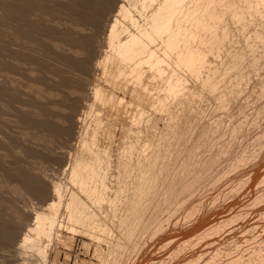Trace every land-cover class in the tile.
Wrapping results in <instances>:
<instances>
[{
	"label": "rangeland",
	"instance_id": "374dc122",
	"mask_svg": "<svg viewBox=\"0 0 264 264\" xmlns=\"http://www.w3.org/2000/svg\"><path fill=\"white\" fill-rule=\"evenodd\" d=\"M140 1L0 0V264H40L38 260L41 259V264H210L209 261L211 264H226L227 260L229 264L234 256L235 260L242 257L244 263L251 252L249 260L253 259V250L257 246L264 245V230L258 229V225L259 228L264 227V0L260 3L252 0H228L230 3L227 0H207L211 2L209 5L206 0H194L193 5L197 3L198 7L200 1L205 2L201 4V9L196 8L197 11L203 10L201 14L194 10L196 5L193 7L190 0H183L189 1L183 12L191 6L194 9L188 10L195 11L188 12L191 17L186 14L184 19L183 33L188 35L187 42L184 47L181 43H171L172 46L164 52L159 46L160 40H156L158 46L155 41L156 44L153 43L150 29H153L154 23L155 26L162 23L163 15L169 12V8L161 2L167 5L169 0H159L160 3L150 0L153 3L150 7L149 0ZM156 1L159 5H154ZM217 1L221 3L217 5ZM119 2L130 13L132 9L134 12L133 16H129L130 20L123 18V21L119 15L116 17L120 20L118 30H122L115 35L116 40L113 41L117 42L114 46L123 36L132 38V41L144 38L149 44L141 43L144 52L139 51L143 54L152 52L151 60H156L153 61L156 68L147 62H137L140 67H145L140 70L139 66L136 65L137 68L132 64L137 61L135 57L125 59L127 62L120 59L119 49L124 47L123 44L117 46V54L115 47V52L107 47V29L115 18ZM139 2L140 5L137 4ZM146 3L148 6H145ZM161 9L163 15H157ZM179 15L182 14H176ZM219 16L222 18L219 19ZM147 17L150 19L147 20ZM197 17L201 18L196 22H201L199 28L203 31L196 27ZM226 17L233 19L229 22L233 26L224 22L228 20ZM142 19L146 20L141 22ZM149 20L153 21L150 23ZM146 22L152 26L149 27ZM193 22L194 25H191ZM169 23L173 24L172 18ZM255 25L263 26H258L259 30ZM211 28L213 35L207 31ZM227 28L230 29L226 31ZM133 29H136L137 36ZM192 32L194 37L191 38ZM153 44L162 48H158L161 52L155 48L159 54L153 50ZM187 48L193 56L196 54L194 59L198 57L194 62L196 69L193 66L189 74L176 58L178 50L183 52ZM117 58L123 65L134 59L130 62L133 68L124 66L134 71L130 73L131 70L127 71L117 64ZM172 58L176 61L171 62ZM212 59L213 62L210 61ZM214 59L219 61L215 64ZM157 65L173 68L172 71L162 68L163 71ZM147 67L151 75L145 71ZM210 68L211 71L208 70ZM121 69H125L123 73ZM152 70L154 75V70H157L156 73H162L165 78L157 77V74L153 77ZM168 72L173 75L169 76ZM176 73L180 79L175 76ZM140 74L144 75L143 78ZM136 76L140 78L138 82ZM171 78L176 81H173L176 89H173L175 86H172ZM164 84L172 87L165 88ZM169 88L172 89L170 93ZM223 88L227 90L222 91ZM138 93L142 97L148 95L152 101L148 100V96L147 99L139 98ZM159 93L163 95L161 102L155 99L157 103L151 97L159 99ZM82 144L98 150L102 157L97 178L105 183V187L99 189L103 184H96L99 187L95 190L99 191L94 193L100 195V200L94 199L96 203L91 200L98 195H85L86 188L81 187L84 184L83 173L79 172L87 164L86 158L91 162L86 153L89 148ZM127 145L130 147L127 148ZM143 145L147 148L145 153H142V148L145 149ZM130 148L132 152L126 153V149ZM83 154H87L85 158ZM81 158L85 162L80 161ZM78 162L82 163L81 167ZM71 171L75 178L78 176L75 182H72L74 175ZM53 185H58L60 189L58 193V190L54 191L56 195L52 201H55L50 206L52 209L47 210L51 213H47L43 208L46 201L53 197ZM69 192L76 194L78 201L85 202L86 212L94 213L96 218L91 220L92 224L89 222L91 225L79 223L71 226L76 221L70 220L65 213ZM44 211L47 219L50 214L56 218L50 217L49 238L41 237L38 242L37 249L43 253L39 252L37 258L33 253L37 254L40 250H35V245L32 247L33 244L29 243L31 241H27L29 246L22 238L26 233L34 236V232L27 229L33 226L34 215L39 212L40 216H45ZM64 214L67 215V222L68 218L69 224L72 222V230L67 226ZM55 219L60 222L56 223ZM45 220H39L41 226ZM56 225L59 227L55 228ZM249 232L253 234L250 236ZM259 238L263 241L260 242ZM244 239L250 241V244L246 241L249 249L242 241ZM235 246L239 250L235 248L234 251ZM229 249L235 252L231 257ZM240 253L247 254V259ZM215 254L217 260L214 257L212 262L211 257ZM235 260L232 264L242 263Z\"/></svg>",
	"mask_w": 264,
	"mask_h": 264
},
{
	"label": "bare ground",
	"instance_id": "6f19581e",
	"mask_svg": "<svg viewBox=\"0 0 264 264\" xmlns=\"http://www.w3.org/2000/svg\"><path fill=\"white\" fill-rule=\"evenodd\" d=\"M128 1H129V0H128ZM132 1L137 2V1H140V0H132ZM142 1H143V0H142ZM142 1H140V2H142ZM149 1H150V0H149ZM151 1H153V0H151ZM151 1H150L149 6L147 5L148 3H146L145 6L150 7V5L153 4ZM157 1L159 2V0H157ZM157 1L154 3V5H156ZM161 1H162V0H161ZM161 1H160V2H161ZM182 1H183V0H171V2H170V0H169V1H168L169 6H167L168 4L166 5L164 2H161V3H163V4L166 6L165 8H167V7L169 8V12L166 11V13H164V15H163V13H162L163 11H162V9H161V11L158 12L157 15H159V13H162V15H163V21H162V23H160L159 25L156 24V26H155V23H154V25H153V26H154L153 29H150V28H149L150 31L152 30V32H150V31H149V32H150V34H151L150 36H151V38H152L153 43L156 44V43H157L156 40H157V41L160 40V41H159V46H160V47H163V52L167 50L166 48H168V46H170L171 43H175V44H179V43H181V46H182V44H183L182 47H184V45H185L186 42H187V38H188V37H187L188 35L186 36V35L183 33V30H184V28H185V22H184V19L186 20V17H185V16H187V15L189 14L188 12L191 13V12H195V11H197V9L200 8V7L202 6V5H201L202 3L207 2V0H206L205 2L200 1V2H201V3H199V6H200V7H198V5H196L197 3L195 4V5L197 6V7H196L195 5H193L194 3H192L194 0H190V2H191V4L193 5V7L195 6V7H194L195 9L192 8V6L189 7V8H192V9H194L195 11H190V10H192V9L188 10V9H189V8H188V9H186L187 11L185 10L186 12H185V11L183 12L182 10H184V7H186V8L188 7V4H187V6H186L185 4H186L187 2H189V1H183L184 4L182 3L183 5H181V2H182ZM195 1L197 2L198 0H195ZM210 1H214V0H210ZM210 1L207 2L208 5L211 3ZM215 1H216V0H215ZM225 1H226V0H225ZM227 1H228V0H227ZM236 1H237V0H236ZM253 1H254L255 3H260L261 0H252V2H253ZM121 2H122V1H121ZM134 2H133V4H134ZM140 2L137 3V4L140 5ZM144 2H145V0H144ZM146 2H147V1H146ZM160 2H159V3H160ZM169 2H170V3H169ZM241 2H242V1H241ZM92 3H93V2H92ZM119 3H120V2H119ZM131 3H132V2H131ZM214 3H215V2H214ZM218 3H219V2L217 1V5H218ZM220 3H221V2H220ZM220 3H219V4H220ZM228 3H230V2L228 1ZM231 3H232V2H231ZM233 3H234V2H233ZM243 3H244V1H243ZM250 3H251V2H250ZM128 4H130V3H128ZM133 4H132V5H133ZM157 4H158V3H157ZM163 4H162V5H163ZM225 4H226V3H225ZM241 4H242V3H241ZM241 4H240V5H241ZM139 5H138V6H139ZM158 5H159V4H158ZM164 5H163V6H164ZM208 5H207V7H208ZM227 5H228V4H227ZM230 5H231V4H230ZM245 5H246V4H245ZM245 5H244V8H246ZM261 5H262V4H261ZM129 6H130V5H129ZM129 6H127V7H129ZM138 6H137V7H138ZM160 6H161V4H160ZM160 6H159V7H160ZM181 6H183V9H182ZM189 6H190V4H189ZM203 6H204V5H203ZM219 6H220V5H219ZM237 6H238V5H237ZM237 6H235V7L237 8ZM241 6H242V5H241ZM253 6H254V5H253ZM139 7H140V9H141V7H142V3H141V6H139ZM139 7H138V8H139ZM143 7H144V6H143ZM148 7H146V10L148 9ZM156 7H157V6H156ZM204 7H205V6H204ZM222 7H223V5H222ZM239 7H240V6H239ZM256 7H257V5H256ZM165 8H164V9H165ZM196 8H197V9H196ZM224 8H225V6H224ZM236 8H235V9H236ZM241 8H243V7H241ZM258 8H259V6H258ZM142 9H145V8H142ZM153 9H154V7L152 8V10H153ZM200 9H201V8H200ZM203 9H204V8H203ZM220 9H222V8H220ZM247 9H248V8H247ZM263 9H264V8H263ZM263 9H261V10H263ZM132 10H133V11H132ZM132 10H131V11L134 12V9H132ZM149 10H150V9H149ZM149 10H148L147 12H152V11H149ZM155 10H157V9H155ZM165 10H166V9H165ZM204 10H205V9H204ZM212 10H213V9H212ZM224 10H225V9H224ZM232 10H233V9H232ZM242 10H243V9H242ZM259 10H260V9H259ZM135 11H136V10H135ZM140 11H142V10H140ZM199 11H200V10H198L197 13H198ZM202 11H203V10H202ZM202 11H200V13H198V14H201ZM206 11H207V9H206ZM221 11H223V10H221ZM230 11H231V10H230ZM238 11H239V10H238ZM244 11H245V10H244ZM132 12L130 13L129 10L125 8V5H124V4H121V3H120V4L117 6V9L115 10V15H114L115 18L112 19L113 22H112V20H111L112 23L109 25V28L107 29V40H108V45H107V47H108V48H110V47L112 48L111 52L114 51L113 48L115 47V48H116L115 51H116V54H117V52H118L117 46H118L119 44L122 46V44H123L124 47H123L122 49H119V54H120V56H119V54H118V55H115V56H119L120 59H124V60L127 59V58H130V57H135V59H137V61H135V62H133V63H132V61H133L134 59H133V60L130 59V60H132V61H129V63H127V64H126L127 66H126V65H123L124 63H123V64H122V63H119V60H120V59L118 60V58H119V57H118V58H117V61H118L117 64H120L121 67H124V66H126V67H128V66L131 67L132 64H133V66H136V65L139 66V64H136L137 62H140V64H141V62H143V63H144V62H147L148 64L150 63L151 67H153V66L155 67L156 63L153 62V61H156V60H155V59H154L153 61L151 60V59H152L151 57L153 56V53H152V52H149V51H148V52L146 51V53L143 54L141 51H139V49L142 50V48L140 47V45H142L141 43L144 44L145 42H147L146 40H144V38H143V39L139 38V39H141V40H139V41L136 40V39H135V40L133 39V41H132V40H131L132 38H130V39H126V37H128V36L125 35L126 37L123 36V39H121V40L117 43V46H114V44H116V42H117V41H115V43H114V41H113V40L115 39V35L117 36V33L119 34V33L121 32L120 30H122V29L118 30V28H119V26H118V23H119V22H118V21H120V20H118V18H116V17H119V16H120V17H122V19H123V18H128V19H129V16L132 14ZM136 12H137V11H136ZM143 12H145V11H143ZM155 12H157V11H155ZM210 12H211V11H209V12H207V13L209 14ZM223 12H224V11H223ZM226 12H227V11H226ZM248 12H250V11H248ZM261 12H262V11H261ZM261 12H260V13H261ZM263 12H264V11H263ZM215 13H217V12H215ZM229 13H230V12H229ZM236 13H237V12H236ZM251 13H252V12H251ZM251 13H250V15H251ZM258 13H259V12H258ZM148 14H149V13H148ZM151 14H152V13H151ZM165 14H167V15H165ZM176 14H177V15H178V14H182V15H181V16H180V15H179V16H176ZM186 14H187V15H186ZM192 14H193V13H192ZM192 14H191V15H192ZM226 14H227V13H226ZM230 14H232V13H230ZM230 14H229V15H230ZM245 14H246V13H245ZM253 14H254V12H253ZM253 14H252V15H253ZM118 15H119V16H118ZM140 15H141V14H140ZM155 15H156V13H155ZM157 15H156V16H157ZM217 15H218V14H217ZM240 15H241V14H240ZM246 15H247V14H246ZM131 16H133V15H131ZM142 16H144V15L142 14ZM146 16H148V15L146 14ZM152 16H153V14H152ZM164 16H165V17H164ZM175 16H176V17H175ZM195 16H197V15H195ZM198 16L200 17V15H198ZM210 16H211V15H210ZM210 16H209V17H210ZM213 16H214V15H213ZM213 16H212V17H213ZM231 16H232V15H231ZM233 16H234V15H233ZM235 16H236V15H235ZM253 16H254V15H253ZM256 16H258V15H256ZM153 17H154V16H153ZM160 17L162 18V16H160ZM173 17H174V18H173ZM189 17H191L190 14H189ZM189 17H187V18H189ZM199 17H197V19H195V22H196V20L199 21V20L201 19V18L199 19ZM224 17H225V16H224ZM240 17H242V16H240ZM141 18H142V17L140 16V19H141ZM148 18L150 19V17H147V20H148ZM151 18H152V17H151ZM154 18H157V17H154ZM171 18L173 19V24H172V25L169 23V21H171ZM195 18H196V17H195ZM205 18H206V17H205ZM215 18H216V17H215ZM221 18H222V17H221ZM221 18H220V16H219V19H221ZM247 18H248V17H246V19H247ZM249 18H250V17H249ZM254 18H255V16H254ZM120 19H121V18H120ZM131 19H133V18H131ZM158 19H159V18H158ZM216 19H217V18H216ZM226 19H228V20H227V21H224V20H225V18H224L223 21L226 22V23L228 22V24H229V22H231V20H233V19H231V17H230V18L226 17ZM229 19H230V21H229ZM124 20H125V19H123V21H124ZM129 20H130V19H129ZM145 20H146V19H145ZM145 20L142 19L141 22H142V21H145ZM187 20H189V19H187ZM191 20L193 21L194 18L192 17ZM208 20H209V19H208ZM237 20H238V17H237ZM242 20H243V18H242ZM257 20H258V18H257ZM263 20H264V19H263ZM151 21H153V20H149L150 23H151ZM203 21H205V20H203ZM218 21H219V20H218ZM252 21H253V20H252ZM258 21H259V20H258ZM261 21H262V20H261ZM138 22H140V21H138ZM141 22H140V23H141ZM186 22H188V21H186ZM190 22H191V21H190ZM234 22H235V20L233 21V23H234ZM240 22H241V21H240ZM242 22H243V21H242ZM242 22H241V23H242ZM248 22H249V21H248ZM127 23H128V22H127ZM143 23H144V22H143ZM146 23H147V22H146ZM156 23H157V22H156ZM196 23H197V22H196ZM203 23H204V22H203ZM210 23H212V22H210ZM226 23H225V24H226ZM235 23H236V22H235ZM235 23H234V24H235ZM250 23H251V21H250ZM255 23H256V22H255ZM128 24H129V23H128ZM137 24H138V23H137ZM137 24H135V25H137ZM141 24H142V23H141ZM189 24H190V23H189ZM215 24H216V22H215ZM253 24H254V23H253ZM260 24H261V22H260ZM262 24H264V23H262ZM119 25H120V23H119ZM123 25H124V24H123ZM126 25H127V24H126ZM129 25H130V24H129ZM142 25H143V24H142ZM147 25H148L149 27L152 26L151 24L149 25L148 23H147ZM191 25H194V22H193V24H191ZM222 25H223V23H222ZM229 25H232V26H233V24H229ZM237 25H238V24H237ZM244 25H245V24L243 23V26H244ZM246 25H247V24H246ZM251 25H252V24H251ZM117 26H118V27H117ZM127 26H128V25H127ZM138 26H140V25L138 24ZM138 26H137V27H138ZM145 26H146V24H145ZM145 26H144V27H145ZM200 26H201V22L196 24V27H198V29L202 30L201 28H199ZM206 26H207V25H206ZM238 26H239V25H238ZM249 26H250V25H249ZM255 26H257V25H255ZM258 26H259V25H258ZM258 26H257V27H258ZM262 26H263V25H262ZM262 26H259V27L261 28ZM125 27H126V26H125ZM125 27H124V28H125ZM128 27H129V26H128ZM141 27H142V26H141ZM141 27H140V28H141ZM194 27H195V26H193V28H194ZM218 27H219V26H218ZM222 27H223V26H222ZM226 27H227V24L225 25V28H226ZM229 27H230V26H229ZM253 27H254V26H253ZM259 27H258V28H259ZM120 28H121V27H120ZM129 28H131V26H130ZM191 28H192V27H191ZM240 28H241V26H240ZM258 28H257V30H258ZM260 28H259V30H260ZM263 28H264V26H263ZM131 29H132V28H131ZM187 29H188V27L186 28V30H187ZM195 29H196V28H195ZM198 29H197V31H199ZM206 29H207V28H206ZM228 29H230V28H227L226 31H227ZM253 29H254V28H253ZM133 30H134V29H133ZM133 30H131V31H133ZM139 30H140V29H139ZM190 30H191V29H190ZM210 30L212 31V28L207 30V31L209 32V34L211 33ZM215 30H216V29H215ZM220 30H221V28H220ZM224 30H225V29H224ZM254 30H255V29H254ZM117 31H119V32H117ZM129 31H130V29H129ZM135 31H136V29L134 30V34L136 35L137 33H136ZM147 31H148V30H147ZM188 31H189V30H188ZM194 31H195V30H194ZM194 31H193V32H194ZM202 31H203V30H202ZM204 31H205V30H204ZM216 31H217V33H218V30H216ZM222 31H223V28H222ZM231 31H232V30H231ZM255 31H256V30H255ZM149 32H148V34H149ZM189 32H190V31H189ZM189 32H188V34H189ZM193 32H192V34H191V38L194 37V36H193V34H194ZM195 32H196V31H195ZM214 32H215V31H214ZM262 32H263V31H262ZM131 33H132V32H131ZM145 33H146V32H145ZM145 33H144V34H145ZM190 33H191V32H190ZM198 33L200 34L201 32H198ZM198 33H197V34H198ZM204 33H205V32H204ZM219 33H220V31H219ZM221 33H222V32H221ZM229 33H230V32H229ZM254 33H255V32H254ZM122 34H123V33H122ZM148 34H147V35H148ZM195 34H196V33H195ZM209 34H208V35H209ZM211 34H212V33H211ZM215 34H216V32H215ZM227 34H228V33H227ZM256 34H257V33H256ZM206 35H207V34H206ZM206 35H205V36H206ZM208 35H207V36H208ZM212 35H213V34H212ZM212 35H211V36H212ZM217 35H218V34H217ZM219 35H220V34H219ZM232 35H233V34H232ZM251 35H252V34H251ZM261 35H262L261 37H263V34H261ZM129 36H130V35H129ZM136 36H137V35H136ZM136 36H134V37H136ZM138 36H139V35H138ZM150 36H149V37H150ZM163 36H164V37H163ZM209 36H210V35H209ZM224 36H225V35H224ZM224 36H223V37H224ZM254 36H255V35H254ZM145 37H146V35H145ZM189 37H190V36H189ZM214 37H215V36H214ZM219 37H220V36H219ZM227 37H228V36H227ZM227 37H226V38H227ZM121 38H122V37H121ZM124 38H125V39H124ZM137 38H138V37H137ZM147 38H148V37H147ZM201 38H205V37H201ZM212 38H213V36H212ZM256 38H257V37H256ZM189 39H190V38H189ZM198 39H199V38H198ZM198 39H197V41H198ZM206 39H207V38H206ZM210 39H211V38H210ZM214 39H215V38H213V40H214ZM219 39H220V38H219ZM228 39H230V38H228ZM242 39H243V38H242ZM259 39H260V38H259ZM263 39H264V37H263ZM115 40H116V39H115ZM191 40H192V39H191ZM194 40H195V39H194ZM216 40H217V38H216ZM223 40H224V39H223ZM142 41H143V42H142ZM154 41H155L156 43H155ZM200 41H202V40H200ZM204 41H205V40H204ZM206 41H207V40H206ZM210 41H211V40H210ZM226 41H227V40H226ZM248 41H249V44H250V40H248ZM148 42H149V41H148ZM148 42H147V43H148ZM213 42H214V41H213ZM217 42H218V41H217ZM217 42H216V43H217ZM224 42H225V41H224ZM229 42H230V41H229ZM229 42H228V43H229ZM252 42H253V41H252ZM258 42H260V41H258ZM261 42H262V41H261ZM263 42H264V40H263ZM150 43H152V42H150ZM191 43H192V42H191ZM193 43H194V42H193ZM201 43H202V42H201ZM222 43H223V42H222ZM226 43H227V42H225V44H226ZM253 43H254V42H253ZM256 43H257V41H256ZM148 44H149V43H148ZM148 44H147V45H148ZM154 44H153V47H154ZM195 44H196V43H195ZM204 44H205V43L203 42V44H201V45L203 46ZM262 44H263V43H262ZM262 44H261V45H262ZM156 45L158 46V43H157ZM192 45H194V44H192ZM207 45H209V43H208ZM222 45H223V44H222ZM253 45H254V44H253ZM253 45H252V46H253ZM258 45H259V44H258ZM261 45H260V46H261ZM149 46L151 47L152 45H149ZM157 46H155V47L153 48V50H155L156 52H157V50H158V48H159V47L157 48ZM171 46H172V45H171ZM190 46H191V45H190ZM198 46H200V45H198ZM215 46H216V45H215ZM223 46H225V45H223ZM118 47H119V46H118ZM179 47H180V46H179ZM187 47H188V46H187ZM206 47H207V46H206ZM208 47H209V46H208ZM208 47H207V48H208ZM245 47H246V44H245ZM111 48H110V49H111ZM120 48H121V47H120ZM151 48H152V47H151ZM155 48H157V50H156ZM164 48H165V50H164ZM175 48H176V47H175ZM180 48H181V47H180ZM196 48H197V47H196ZM202 48H203V47H201V49H202ZM214 48H215V47H214ZM248 48H249V47H248ZM257 48H258V47H257ZM262 48H264V47H262ZM110 49H109V50H110ZM149 49H150V48H149ZM159 49L162 50V48H159ZM181 49H182V48H181ZM181 49L178 50V51H180V52H179V55H178L176 58H177V60H178L179 62H181V63L186 67V69H187V70H186L187 73H186V72H185V73H186V74H189V72L192 71V67L194 66L195 59H197L198 57L194 59V56H195L196 54L193 56V54L191 53L190 50H188V48H187V50H185V51H183V52H181ZM193 49H194V48H193ZM193 49H192V52H193ZM203 49H205V48H203ZM220 49H221V48H220ZM244 49H245V48H244ZM150 50H151V49H150ZM160 50H158V51H160ZM255 50H257V49H255ZM107 51H108V50H107ZM107 51H106V52H107ZM115 51H114V52H115ZM142 51L144 52V50H142ZM155 51H154V52H155ZM169 51H170V49H169ZM176 51H177V50H176ZM197 51H198V50H197ZM205 51H206V50H205ZM246 51H247V50H246ZM249 51H250V50H249ZM160 52H161V51H160ZM201 52H202V51H201ZM203 52H204V51H203ZM208 52H209V51H208ZM214 52H215V51H214ZM250 52H251V51H250ZM252 52H254V50H253ZM157 53H158V52H157ZM165 53H166V52H165ZM171 53H172V52H171ZM194 53H195V52H194ZM244 53H246V52H244ZM111 54H112V53H111ZM141 54H143V55H141ZM154 54H155V53H154ZM158 54H159V53H158ZM158 54H157V56H158ZM160 54H161V53H160ZM166 54L169 56L170 53L168 54V52H167ZM218 54H219V53H218ZM235 54H236V53H235ZM235 54H234V55H235ZM251 54H252V53H251ZM108 55H109V54H108ZM163 55H164V54H163ZM163 55H162V59H163ZM167 55H166V56H167ZM173 55H175V53H174ZM214 55H215V54H214ZM155 56H156V54H155ZM170 56H171V55H170ZM170 56H169V57H170ZM208 56H209V54H208ZM208 56H207V57H208ZM210 56H211V55H210ZM229 56H230V55H229ZM232 56H233V55H232ZM232 56H231V57H232ZM237 56H238V55H237ZM239 56H240V55H239ZM239 56H238V57H239ZM252 56H253V55H252ZM160 57H161V56H160ZM171 57H172V56H171ZM174 57H175V56H173V58H174ZM200 57H201V56H200ZM200 57H199V59H200ZM203 57H204V55H203ZM203 57H202V58H203ZM233 57H234V56H233ZM105 58H106V57H105ZM107 58H108V57H107ZM109 58H110V57H109ZM173 58H172V59H173ZM176 58H175V59H176ZM212 58H213V57H212ZM229 58H230V57H229ZM236 58H237V57H236ZM239 58H240V57H239ZM215 59H216V57H215ZM215 59H214V60H215ZM231 59H232V58H231ZM231 59H230V60H231ZM106 60H107V59H106ZM127 60H128V59H127ZM127 60H125V61L127 62ZM200 60H201V59H200ZM200 60H199V61H200ZM233 60H234V59H233ZM253 60H254V59H253ZM253 60H252V62H253ZM120 61H121V60H120ZM166 61H168V60L166 59ZM173 61L175 62L176 60H174V59L171 60V62H173ZM210 61L213 62V59L210 60ZM217 61H219V60L217 59ZM217 61L215 60V64H216ZM105 62H106V61H105ZM114 62H115V61H114ZM123 62H124V61H123ZM130 62H131L132 64H130ZM160 62H161V60H160ZM168 62H169V61H168ZM168 62H167V63H168ZM171 62H170V63H171ZM206 62L208 63L209 61H206ZM206 62H205V63H206ZM229 62H230V61H229ZM143 63H142V64H143ZM176 63H177V65H181V64H178V62H176ZM197 63H198V62H197ZM209 63L211 64V62H209ZM237 63H239V61H238ZM115 64H116V63H115ZM121 64H122L123 66H122ZM128 64H129V65H128ZM145 64H146V63H145ZM168 64H169V63H168ZM202 64H203V63H202ZM217 64L219 65V63H217ZM221 64H223V63H221ZM227 64H228V63H227ZM150 65H149V67H150ZM169 65H171V64H169ZM173 65H174V63H173L171 66H173ZM200 65H201V64H200ZM205 65H206V64H205ZM218 65H217V66H218ZM133 66H132L131 68H133ZM137 66H136V67H137ZM142 66L144 67V65H142ZM145 66H146V65H145ZM157 66L159 67V69H160V68H161V69L164 68V67H162L161 65H160V66L157 65ZM163 66H164V65H163ZM167 66H168V65H167ZM167 66L165 65V68H166V69H167ZM171 66H170V67H171ZM175 66H176V65H175ZM207 66H209V65H207ZM222 66H223V65H222ZM225 66H226V63H225ZM233 66H234V65H233ZM126 67H124V68L127 70ZM129 67H128V68H129ZM139 67H140V66H139ZM143 67H140V70H142L141 68H143ZM149 67H147V68L145 69V71L148 73V75H151V72L148 71V70H149V69H148ZM158 67H157V68H158ZM168 67H169V66H168ZM179 67H180V66H179ZM194 67H195V66H194ZM218 67H221V66H218ZM118 68H119V65H118ZM131 68L128 69L127 71H130ZM137 68H138V67H137ZM144 68H145V67H144ZM155 68H156V67H155ZM165 68H164V69H165ZM172 68H173V67H171V69H167V70H168V71H169V70L172 71ZM175 68H176V67H175ZM175 68H174V70H175V71H178V69H175ZM181 68H183V66H182ZM203 68H204V67H203ZM207 68H208V67H207ZM211 68H212V67H211ZM211 68L208 69V70L211 71ZM233 68H234V67H233ZM119 69H120V68H119ZM125 69H123V71H124ZM147 69H148V70H147ZM151 69H152V68H151ZM151 69H150V70H151ZM195 69H196V67H195ZM204 69L206 70V68H204ZM221 69H222V68H221ZM162 70H163V69H162ZM167 70H166V71H167ZM182 70H183V69H182ZM193 70H194V69H193ZM198 70H200V69H198ZM201 70H202V69H201ZM212 70H213V69H212ZM214 70H215V68H214ZM216 70H217V69H216ZM118 71H119V73H120V70H118ZM123 71H122V69H121V73H123ZM132 71H134V69L131 70L130 73H132ZM156 71H157V70H156ZM156 71L154 70L155 75L157 74V75H158V76L156 75L157 77H159V75H160L161 78H163V76L161 75L162 73H161V74H160V73H156ZM158 71H159V70H158ZM163 71H164V70H163ZM180 71H181V69H180ZM183 71H185V70H183ZM220 71H221V70H220ZM223 71H224V70H223ZM228 71H229V70H228ZM141 72H142V71H141ZM159 72H161V71H159ZM173 72H174V71H173ZM202 72H204V71H202ZM121 73H120L119 75H121ZM125 73H127V72L125 71ZM168 73H169V76L172 74V72H168ZM179 73H180V72H179ZM179 73H178V75H179ZM210 73H211V72H210ZM215 73H216V72H215ZM222 73H223V72H222ZM230 73H231V72H230ZM128 74H129V72H128ZM152 74H153V70H152ZM197 74H198V73H197ZM200 74H201V73H200ZM206 74H207V72H206ZM206 74H205V75L203 74V76L206 77ZM208 74H209V72H208ZM132 75H134V74H132ZM140 75H141V74H140ZM146 75H147V74H146ZM155 75L153 74V77H154ZM167 75H168V74H167ZM172 75H173V74H172ZM174 75H175V74H174ZM192 75H193V74H192ZM195 75H196V74H195ZM228 75H229V74H228ZM142 76H144V75L142 74L141 77H142ZM175 76H177V73H176ZM175 76H174V77H175ZM186 76H188V75H186ZM190 76H191V75H189V78H190ZM193 76H194V75H193ZM193 76H192V77H193ZM200 76H201V75H200ZM207 76H208V75H207ZM211 76H212V75H211ZM220 76H221V73H220ZM225 76H226V75H225ZM131 77H132V76H131ZM137 77H138V76H136V78H137ZM167 77H168V76H167ZM174 77H173V78H174ZM180 77H181V76H180ZM215 77H216V74H215ZM132 78H134V76H133ZM136 78H135V79H136ZM142 78H143V77H142ZM142 78H141V80H142ZM164 78H165V76H164ZM164 78H163V79H164ZM177 78L180 79L178 76H177ZM182 78H183V77H182ZM200 78H201V77H200ZM241 78H242V77H241ZM139 79H140V78H137V79H136L137 82H138ZM167 79H168V78H167ZM171 79H172V78H171ZM193 79H194V78H193ZM193 79H192V80H193ZM203 79H204V77H203ZM208 79H209V78H208ZM211 79H212V78H211ZM226 79L228 80L229 77L226 78ZM136 80H135V81H136ZM181 80H183V79H181ZM201 80H202V79H201ZM205 80H206V79H205ZM218 80H219V79H218ZM220 80H222V79L220 78ZM236 80H237V79H236ZM236 80H235V81H236ZM167 81H169V79H168ZM173 81H174V80L172 79V84H174ZM193 81L196 82L195 79H194ZM197 81H198V80H197ZM199 81H200V79H199ZM203 81H204V80H203ZM203 81H202V82H203ZM210 81H211V80H210ZM223 81H224V79H223ZM237 81H239V80H237ZM237 81H236V82H237ZM174 82H176V81H174ZM200 82H201V81H200ZM200 82H199V83H200ZM236 82H234V83H236ZM239 82H241V80H240ZM170 83H171V82H169L168 84H170ZM134 84H138V83L134 82ZM139 84H140V81H139ZM204 84H206V83H204ZM209 84H210V83H209ZM232 84H233V82H232ZM176 85H177V84H176ZM178 85H179V83H178ZM182 85H183V83H182ZM207 85H208V84H207ZM230 85H231V84H230ZM230 85H228V86H230ZM164 86H165V84H164ZM166 86H167V88H168V87L175 86V84L172 85V86H168V85H166ZM166 86H165V88H166ZM200 86H201V83H200ZM231 86H232V85H231ZM176 87H177V86H175V88H173V89H176ZM185 87H186V86H185ZM202 87H203V86H202ZM207 87H208V86H207ZM207 87H206V88H207ZM234 88H235V87H234ZM236 88H237V87H236ZM183 89H184V87H183ZM225 89H226V88H225ZM225 89L223 88L222 91H224ZM228 89H229V87H228ZM230 89H231V88H230ZM232 89H233V88H232ZM232 89H231V90H232ZM163 90H164V92L167 91V89H166V90L163 89ZM168 90H169V93H170V91H171L172 89L169 88ZM179 90H182V88L179 89ZM179 90H176V91H179ZM186 90H187V89H186ZM212 90H213V89H212ZM226 90H227V89H226ZM173 91H174V90H173ZM173 91H172V92H173ZM183 91H184V90H183ZM229 91H230V90H229ZM229 91H228V92H229ZM174 92H175V91H174ZM186 92H187V91H186ZM186 92H185V93H186ZM188 92H189V91H188ZM230 92H231V91H230ZM233 92H234V91H233ZM96 93H98V92H96ZM167 93H168V92H167ZM176 93H177V92H176ZM178 93H179V92H178ZM189 93H190V92H189ZM222 93H223V92H221L220 94H222ZM226 93H227V92H226ZM159 94H160V93H159ZM159 94H157V96H158ZM164 94H166V93H164ZM171 94H174V93H171ZM182 94H184V92H183ZM186 94H187V93H186ZM97 95H98V94H97ZM100 95H101V94H100ZM141 95H142V94H141ZM161 95H163V94H160L159 99L154 98V97H151V99H153V100L156 99V100L158 101V100H160V99L162 98ZM176 95H177V94H176ZM176 95H174V96H176ZM184 95H185V94H184ZM136 96H137V95H136ZM136 96H135V98H136ZM138 96H139V98L143 99V98H146L148 95H144L145 97H142V96H140V94L138 93ZM166 96L168 97V94H166ZM166 96H165V97H166ZM171 96H173V95H171ZM181 96H182V95L180 94V97H181ZM155 97H156V96H155ZM176 97H177V96H176ZM178 97H179V95H178ZM217 97H218V96H217ZM217 97H216V98H217ZM221 97H222V96H221ZM223 97H224V96H223ZM225 97H226V96H225ZM149 98H150V97L148 96V100H150ZM169 98H170V97H169ZM146 99H147V98H146ZM146 99H145V101H147ZM163 99L165 100L166 98L163 97ZM184 99H185V98H184ZM222 99H223V98H222ZM156 100H155V101H156ZM138 101H139V100H138ZM140 101H141V100H140ZM142 101H143V100H142ZM145 101H144V103H145ZM150 101H152V100H150ZM155 101H153V102L156 103L157 101H156V102H155ZM172 101H173V100H172ZM172 101H170V102H172ZM176 101H177V99H176ZM182 101H183V100H182ZM160 102H161V100H160ZM165 102H166V100H165ZM138 103L140 104V103H143V102H138ZM157 103H158V102H157ZM172 103H173V102H172ZM159 104H160V103H159ZM162 104H163V103H162ZM144 105H145V104H144ZM151 105H152V103H151ZM145 106H146V105H145ZM145 106H143V107H145ZM161 106H162V105H161ZM163 106H164V105H163ZM140 107H141V106H140ZM143 111H144V110H143ZM136 112H137V110H136ZM137 114H138V113H137ZM139 115H141V114H139ZM129 144H130V143H129ZM82 145H83V144H82ZM83 146H84V145H83ZM86 146H87V145H86ZM143 146H144V148H145V145H143ZM84 147H85V146H84ZM84 147L82 148L83 151L85 150ZM128 147H130V146L127 145V148H128ZM132 147H133V146H132ZM85 148H87V147H85ZM88 148H89V150L86 151V153L88 152V153H87L88 155H87V154H85V155L83 154V155H84V158H85L86 155H87V157H90L91 162H90L89 158H86V159L88 160V162H90V163L86 162L87 164H85L84 166H82V167H83V168H82V172H79V173H81V174L83 173V176L81 177V178H83V179H82L83 182H82V181H81V182L84 183V184H83L81 187H84V186H85L84 188H86V190L83 188V189L86 191V192L84 191V192L86 193L85 195H89V196H91V197H92V196L94 197V196H96V195L99 194V193H98V194H96V193L99 191L100 188H101V189H104V187H105V186H104L105 183L103 182V181H104V178L102 177V175H101V177H102L103 179H101V180H103V181H102L103 183H101L100 181H98L99 178H97V177L99 176V172H100V169H99V168H101L100 163H101V158H102V157H100L101 155H99L100 153H98V150L95 149V151L97 152V153H96V152H95L92 148H90L89 146H88ZM88 148H87V149H88ZM146 149H147V148H145V149L143 150V148H142V153H145L144 151H145ZM91 150H93V151H91ZM126 150L128 151V152H126V153H131V152H132V151H131V148H130V150H128V149H126ZM132 150H133V148H132ZM157 150H158V149H157ZM84 152H85V151H84ZM84 152H83V153H84ZM91 152H94V153L91 154ZM156 152H157V151H156ZM80 153H81V152H80ZM124 153H125V151H124ZM142 153H140V154H142ZM157 153H158V152H157ZM81 154H82V153H81ZM89 154H90V155H89ZM137 154H138V153H137ZM154 154H156V153H154ZM125 155H126V154H125ZM79 156H80V154H79ZM79 156H78V157H79ZM143 156H144V155H143ZM81 157H82V156H81ZM145 158H146V155H145ZM148 159H149V158H148ZM75 160H76V159H75ZM154 160H155V159H154ZM78 161H79V160H78ZM80 161L85 162V159L82 160V158H81ZM75 162H76V161H75ZM153 162H154V161H153ZM76 163H77V162H76ZM124 163H125V162H124ZM147 163H148V162H147ZM74 164H75V163H74ZM81 164H82V163H79V162H78V165H80V167H81ZM150 165H151V164H150ZM73 166L79 167V166H77V165H73ZM74 168H75V167H74ZM123 168H124V167H123ZM77 169H79V170L81 171L80 168H77ZM149 169H150V168H149ZM76 171H77V170H76ZM71 172L73 173V171H71ZM73 175H74V181H72V182H75V179H76L78 176H76V178H75V174H74V173H73ZM73 175H72V176H73ZM143 175H144V173H143ZM72 176H71V177H72ZM81 178H80L79 180H81ZM143 178H144V177H143ZM143 178H142V179H143ZM263 178H264V177H263ZM261 179H262V178H261ZM144 180H145V179H144ZM76 181H77V180H76ZM96 181H98V182H96ZM142 181H143V180H142ZM261 181H262V180H261ZM238 182H239V181H238ZM240 182H241V181H240ZM98 183H99V184L101 183L100 186H102V184H103V187H99V185L97 186L96 184H98ZM78 184H79V183H78ZM237 184H238V183H237ZM140 185H141V182H140ZM148 185H149V184H148ZM78 186L80 187V185H78ZM53 187H54V190H53V191L51 190L52 193H53V197L50 198L48 202L46 201L45 206H44L45 208H43V210L45 209L46 212H47L48 209H50V206H51L52 202L55 201V200L52 201V199H54V196L56 195V194L54 193V191H57V190H58V191H57V193H58V192H59V189H60V188H57L58 185H57V187H56V185H53ZM98 187H99L98 191L95 190V188H98ZM52 189H53V188H52ZM81 189H82V188H81ZM96 191H97V192H96ZM141 191H142V190H141ZM94 192H96V193H94ZM92 193H94V195H92ZM140 193H141V192H140ZM146 193H147V192H146ZM172 193H173V192H172ZM69 194H70V192H69ZM95 194H96V195H95ZM100 194H101V192H100ZM73 195H74V194H72V192H71V194L69 195V197H70V198H69V201H68V203L66 202L67 205L65 204V205H66V207H65L66 209H65V210H67L65 213H67V215H68V217L70 218V220L73 219L74 222L76 221L75 223L73 222L74 225H71L72 222L69 224V218H68V222H67V215L64 214V215H66L65 218H66V222L68 223L67 226H69L71 230H72L71 226L73 227V226H75L76 224L78 225L79 223L82 224V225H84V224L91 225V224L93 223V221H91V220L96 218L95 215H94V213H93V215H91V214H92L91 211H90V214H89V211L86 212V211H87V210H86V207H87V206L85 207V202L83 203V202H81V200L78 201L77 199H79V198L76 199V197H75L76 194H75L74 196H73ZM59 196H60V194H59ZM57 197H58V194H57ZM79 197H80V196H79ZM97 197H98V198H97ZM99 197H100V195L94 197L92 200H91V198H90V200H91L93 203H94V201H95V203H96V200H94V199H97V201H98V199L100 200ZM55 198H56V197H55ZM87 198H89V197H87ZM57 199H58V198H57ZM57 199H56V201H58ZM67 200H68V199H66V201H67ZM93 200H94V201H93ZM55 206H56V205H55ZM51 209H52V208H51ZM51 209H50V210H51ZM54 209H55V208H54ZM43 210H42L41 213H43ZM50 210H49V211H50ZM85 210H86V211H85ZM88 210H89V209H88ZM40 211H41V210H40ZM49 211H48V212H49ZM55 211H56V210H55ZM46 212L44 211L45 216H43V215L41 214V216H42V217H45V218H40L41 216H40V213H39V212H37V213H39V214L36 213V215H34L35 217L33 218V226H32L31 228L27 229L28 231L31 230L32 232H34V236H31L30 234H27V233L25 232L26 234H25L24 237L22 238V241L26 242L28 245H29V243H31V245L33 244L32 247H34V245H35V247H36L35 250H36L37 248H39V247H38V246H39V245H38V242L40 243V241H41L40 238H41V237L44 238V237H47V236H48V233L50 232V228H51V225H52V219L56 218V217L53 218V217L51 216V214H50V215H48L49 219H47V218H46ZM48 212H47V213H48ZM56 212H58V211H56ZM49 213H51V212H49ZM53 214H54V213H53V210H52V215H53ZM57 215H58V214H57ZM57 215H56V216H57ZM92 216H93V217H92ZM238 216H239V215H238ZM238 216H237V217H238ZM50 217H52L51 220H50ZM57 217H58V219H60V218H59V215H58ZM91 217H92V218H91ZM63 218H64V217H63ZM63 218H62V219H63ZM40 219H41L42 221H43V219H44V220L46 219V220L44 221V223H43V226L40 225V222H41V221H39ZM58 219H55V221H57L56 223H58V221H59ZM62 219H61V222H62ZM95 221H97V219H96ZM59 222H60V221H59ZM87 222H88V223H87ZM89 222H91V224H89ZM223 223H224V222H223ZM44 224H45V225H44ZM57 225H58V224H57ZM57 225L55 226V228H56V227H59V226H57ZM70 225H71V226H70ZM87 225H85V226H87ZM217 225H218V224H217ZM217 225H216V226H217ZM85 226H84V228H85ZM99 226H100V225H99ZM216 226H214L212 229H214ZM53 227H54V226H53ZM60 227H62V226H60ZM89 227H90V226H89ZM94 227H95V225H94ZM255 227H257V226H255ZM55 228H53V231H54V232H56V229H55ZM86 228H87V227H86ZM253 228H254V227H253ZM262 228H263V230H264V227L259 228V225H258V229H259L260 231H263ZM73 229H74V228H73ZM92 229H93V227H92ZM95 229H96V228H95ZM256 229H257V228H256ZM88 230H89V229H87V231H88ZM99 230H100V228H99ZM204 230H205V229H204ZM252 230H253V229H252ZM252 230H250V231L252 232ZM254 230H255V229H254ZM216 231H217V229H216ZM54 232H53V235H54ZM89 232H90V231H89ZM94 232H95V231H94ZM208 232H209V231H208ZM254 232H255V231H254ZM257 232H258V231H257ZM29 233H30V232H29ZM50 233H51V232H50ZM92 233H93V232H92ZM255 233H256V232H255ZM55 234H56V233H55ZM212 234H213V233H212ZM250 234H253V233H250V232H249V235H250ZM256 234H257V233H256ZM256 234H254V235H255L254 238L256 237ZM50 235H51V234H50ZM203 235H205V234H203ZM209 235H210V234H209ZM249 235H248V236H249ZM245 236H246V235H245ZM250 236H251V235H250ZM48 238H49V236H48ZM51 238H52V237H51ZM252 238H253V236H252ZM252 238H251V239H250V238L248 239V238L245 237V239H248V240H252ZM254 238H253V241L255 240ZM202 239H203V237H202ZM210 239H211V238H210ZM245 239L242 240V241L246 243V241H248V240L245 241ZM256 239H257V237H256ZM45 240H46V238H45ZM200 240H201V238H200ZM208 240H209V238H208ZM259 240H260V238H259ZM259 240H258V243H260V242L263 241V240H260V242H259ZM27 241H28V242L31 241V242L28 243ZM211 241H212V240H211ZM253 241H252L251 243H253ZM20 242H21V241H20ZM191 242H192V241H191ZM248 242H249V244H250V241H248ZM248 242H247V243H248ZM255 242L257 243V241H255ZM22 243H23V242H22ZM192 243H193V242H192ZM197 243H198V241H197ZM245 243H242V242L240 243V242H239L238 244H245ZM247 243H246V244H247ZM258 243H257V244H258ZM24 244H25V243H24ZM24 244H23V245H24ZM190 244H191V243H190ZM194 244H195V243H194ZM194 244H193V245H194ZM246 244H245V245H246ZM262 244H263V243H262ZM262 244H261L260 246H262ZM19 245H20V244H19ZM31 245H29V246H31ZM37 245H38V246H37ZM197 245H198V244H197ZM207 245H208V244H207ZM236 245H237V244H236ZM245 245H244V246H245ZM251 245H252V246H250V245H249V246L252 247V250H253V247H254V246H253V244H251ZM258 245H259V244H258ZM26 246H27V245H26ZM242 246H243V245H242ZM255 246H256V245H255ZM263 246H264V245H263ZM263 246H262V247H263ZM237 247H238V246H237ZM237 247L235 246V247L233 248L234 251H235V248H237ZM239 247H241V246H239ZM262 247L257 246L256 249H255L256 251L253 250V251H254L253 254H254L255 256L252 257L253 259L251 258V259H252L251 261L249 260V259H250L249 256L251 255L252 252L250 253V251H249L248 253H250V254H249V256H248V255H247V254H248V253H247L248 250L246 251V249H244V248H246V247L242 248V250H245L247 254H246V255L243 254V255H245V256H243L241 253H240V254L243 256L244 259H247V256H248V260H245V262L243 263V261H242V257H241V259H240V260L242 261L241 264H245L246 261H250V262H247L246 264H248V263H249V264H264V250L262 249ZM40 248H41V247H40ZM42 248H43V246H42ZM43 249H44V248H43ZM43 249H42V250H43ZM214 249H215V248H214ZM237 249L239 250V248H237ZM237 249H236V252H238ZM247 249H249V248H248V244H247ZM22 250H24V249H22ZM27 250H28V249H27ZM37 250H40V251H37V254H35V252H34L33 254H34L35 256H37L38 253L40 252V254L42 255L43 252L41 251V249H37ZM230 250H231V249H229V252H228V253H230V254H228V255H230L229 257H231V256L233 255V253L235 254V252H233V250H232V251H230ZM242 250L240 249V252H242ZM43 251H44V250H43ZM216 251H217V250H216ZM245 251H243L242 253H245ZM260 251H263V252L261 253ZM41 252H42V253H41ZM212 252H214V251H212ZM232 252H233V253H232ZM255 252H256L257 254H255ZM238 253H239V252H238ZM40 254H39V255H40ZM211 254H212V253H211ZM217 254H218V253H217ZM34 255H33V256H34ZM215 255H216V254H215ZM236 255L238 256V254H236ZM256 255H257V257H256ZM209 256H210V255H209ZM212 256H213V255H212ZM226 256H227V254H226ZM237 256H236V257H237ZM43 257H44V256H43ZM214 257H216L215 259L217 260V255H216V256H213V257H211V258L213 259ZM234 257H235V256H234ZM234 257L230 258V259L232 260V261H231L232 263H234V261H233V260H235ZM239 257H240V256H239ZM37 258H38V256H37ZM41 258H42V257H41ZM208 258H209V257H208ZM211 258H209V259H211ZM209 259H208V260H209ZM215 259H213L212 262H213ZM226 259H227V258H226ZM236 259H237V258H236ZM244 259H243V260H244ZM44 260H45V259H44ZM208 260H207V261H208ZM238 260H239V259H237V260H235V261H238ZM240 260H239V261H240ZM36 261H37V260H36ZM38 261H41V262H42L43 260L41 259V260H38ZM205 261H206V260H205ZM205 261H204V262H205ZM41 262H40V264H41ZM228 262H230V261L227 260V261H226V264H227ZM38 263H39V262H38ZM197 263H198V262H197ZM205 263L208 264L207 262H205ZM209 263L211 264L210 261H209ZM214 263H215V262H213L212 264H214ZM232 263H229V264H232ZM236 263H237V262H236ZM236 263H235V264H236ZM42 264H44V262H43ZM203 264H204V263H203ZM216 264H218V263H216ZM237 264H238V263H237ZM239 264H240V262H239Z\"/></svg>",
	"mask_w": 264,
	"mask_h": 264
}]
</instances>
